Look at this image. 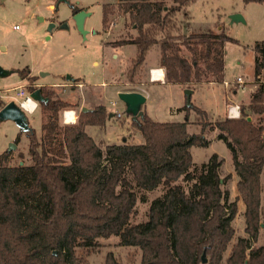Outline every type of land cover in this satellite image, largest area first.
Segmentation results:
<instances>
[{
	"label": "trees",
	"instance_id": "16d2710c",
	"mask_svg": "<svg viewBox=\"0 0 264 264\" xmlns=\"http://www.w3.org/2000/svg\"><path fill=\"white\" fill-rule=\"evenodd\" d=\"M172 1L170 7L164 0H125L122 4L136 34L113 45L136 47L129 81L135 83L148 52L158 46L166 83L222 82L223 47L237 41L223 30L218 34L180 32L175 15L194 0ZM102 12L105 27L112 8L103 5ZM252 50L256 54L254 82L259 85L249 102L239 106L237 118L226 117L213 125L200 121L198 134L187 131L189 112L202 117L206 113L185 103L184 121L157 122L143 111L131 121L142 143L110 144L101 149L85 128L105 126L106 108L99 105L80 111L74 124L62 125L60 112L75 105L41 87L42 134L36 138L32 129L27 132L31 165L10 166L11 153L0 155V264H89L85 255L101 246L99 239L112 236L118 237L119 246L138 248L140 264H202L203 253L205 264H222L234 235L231 222L237 203L222 202V159L216 154L194 168L190 149L208 145L206 126L219 131L230 151L244 204L246 237L231 245L224 262L264 264V245L252 247L264 216L260 184L264 168V40ZM179 180L191 183L186 191L177 184ZM159 186L164 192L149 203L146 221L130 223L136 211V190L152 192ZM104 264L121 263L108 252Z\"/></svg>",
	"mask_w": 264,
	"mask_h": 264
},
{
	"label": "rangeland",
	"instance_id": "374dc122",
	"mask_svg": "<svg viewBox=\"0 0 264 264\" xmlns=\"http://www.w3.org/2000/svg\"><path fill=\"white\" fill-rule=\"evenodd\" d=\"M124 2L125 0H0V68L8 72L0 76V109L10 101L18 104L21 100L13 89L17 84L24 86L29 94L41 87L50 88L58 98L75 105L60 112L62 125L67 124L62 120L63 111L73 110L78 116L82 107L92 106L94 102H102L114 114L112 121H108L105 138L110 144H119L122 135L128 134L127 128L131 125V117L125 113L124 104L118 99L115 91L138 90L144 87L143 84L141 86L144 80L143 69L139 75H136L135 83L132 84L128 79V70L135 58L136 47L113 45V42L136 34L135 29L130 25L128 15L121 9ZM164 2L168 7L174 6L172 0H164ZM103 5L112 8L105 27L102 24ZM74 10L76 12L84 10L89 13L83 22V27L87 31L85 35L76 28L73 20ZM234 14L240 15L243 22H233L230 17ZM175 22L180 32L186 34L192 32L218 34L223 30L227 36L236 40L237 43L229 42L223 47L225 79L231 81L241 77L246 82L245 94L238 92L234 97L236 101L243 99L245 95H250L257 88L259 84L254 82L256 54L252 46L264 40V2L194 0L175 15ZM51 23L54 26L48 30ZM186 24L188 26L184 28ZM15 25L19 29H14ZM153 48L146 57L143 65L145 67L155 56L156 51ZM181 52L187 53L184 48ZM41 72L44 73L43 76H40ZM67 76L80 79L85 85L81 84L82 82L77 83L79 81H74L76 84L67 83ZM100 82H106V85L101 87L98 85ZM206 83H168L167 85L147 83L145 88L148 89L151 97L145 106L142 105L141 110L145 112L146 108L149 115L157 122L184 121L186 112L181 113L179 110L186 103L184 91L191 90L193 94L190 96V103L205 110L206 113V116L202 117L193 110L189 112L187 131L189 134H198L201 129L200 121L205 120L213 125L214 122L226 118V115L222 116L220 113L221 101L224 96L231 97L232 91V88L227 89L229 93L226 94L222 84ZM34 88L35 90L31 91ZM249 99L250 96L248 101L241 104H247ZM111 102H116V106L113 107ZM37 104L36 110L32 114L25 112V116L36 138H39L42 134L40 128L42 111L38 102ZM116 113L121 117L116 118ZM249 118L251 121V117ZM253 120H256L255 116ZM92 128H87L89 135L94 131ZM209 128L208 126L205 128L208 145L192 146L190 151L194 168L207 162L212 154L222 159L219 168L222 180L220 188L224 193L222 202L237 203V213L231 222L234 229L232 245L238 238L246 237L244 204L238 195L236 187L238 178L234 172L230 151L219 138V131L216 128ZM102 134L101 131L99 135ZM134 135L132 143L139 144L143 141L140 132L135 131ZM16 139L17 142L14 143ZM28 143L27 132L21 131L10 120H0V155L8 151L10 144H15V148L9 151L10 166L20 163L31 165ZM100 145L103 149V143ZM177 184L186 191L191 183L188 185L179 180ZM260 184L263 208L264 169L260 175ZM163 192L162 186L152 192L136 190L138 200L130 223L146 221L149 203ZM142 195L145 200L141 199ZM99 242L101 246L96 251L85 255L89 264H104L108 252H112L121 264H140V250L130 246H119L118 237L99 239ZM231 245L224 254L222 264H225L224 259L228 256ZM262 245H264V216L261 217L257 242L252 244V247Z\"/></svg>",
	"mask_w": 264,
	"mask_h": 264
},
{
	"label": "crops",
	"instance_id": "0c3cea01",
	"mask_svg": "<svg viewBox=\"0 0 264 264\" xmlns=\"http://www.w3.org/2000/svg\"><path fill=\"white\" fill-rule=\"evenodd\" d=\"M129 46V45H128ZM155 51H156V53H155V56H154V58H153V60L150 62H148L147 63V65H146V67L145 66H143L142 68H143V76H144V80L142 81V83H141V86H142V84H143V88H140V89H138V90H116L115 91V94L117 95V93L118 92H132V91H134V92H139V93H141V94H143L144 96H145V103H144V106H145V104L147 103V101H148V99L151 97V94H150V92L149 91H147L148 89H146L145 88V86L147 85V83H157V84H159V85H167L168 83H166L165 82V75H164V69L160 66V63H159V59H160V52H159V48H158V46H156V47H154L153 48ZM150 52V51H149ZM149 52H148V54H149ZM136 54V53H135ZM148 54H147V56L146 57H148ZM113 57H114V55H113ZM146 59L147 58H145V61H144V63L146 62ZM144 65V64H143ZM153 70H158V71H161L162 72V75L160 76V75H158V76H156V77H154L153 75H152V73H153ZM31 73L33 74V72L31 71ZM74 80H78L79 82H77V83H81V84H83V85H85L84 84V82L82 81V80H80V79H74V78H72V77H70V79L69 80H67L66 79V82L67 83H73L74 82ZM223 80H227V79H225V76H224V78H223ZM20 82V81H19ZM76 82V81H75ZM74 82V83H75ZM218 84V82H212V81H209V82H207L206 84H209V85H214V84ZM53 84V83H52ZM52 84H47V85H52ZM76 84V83H75ZM219 84H221V82L219 83ZM20 84H17L16 86H19ZM55 85H57V84H55ZM99 86H101V87H103L102 85H106V82H100L99 84H98ZM14 88V87H13ZM224 89H226L225 87H223V91L226 93V94H228L229 92H228V90L226 89V90H224ZM16 92H17V90H16ZM238 92H244L243 94H245V87H234V88H232V91H231V93H230V95H231V97H225L224 96V98H223V100L221 101L222 102V104H221V109H220V113H221V115L223 116V115H226V110H227V106H229V105H231V104H237V105H239L240 106V104L241 103H245L246 101H248V98H249V94L248 95H245V97L243 98V99H239V100H235L234 99V97L236 96V94H238ZM193 94V91L191 92V95ZM225 95V94H224ZM185 96V95H184ZM191 98V97H190ZM225 99V100H224ZM185 100H186V97H185ZM185 100H184V103H185ZM228 102H227V101ZM227 102V103H226ZM99 105H103L105 108H106V110H107V113H108V116H107V121H106V124H105V126H103V127H93L92 129L94 130L92 133L94 134V136H96V137H94L93 136V134L91 133L90 135H89V133H88V130H87V128H90V127H92V126H87L86 128H85V131H86V133L95 141V143L101 148L102 146L100 145L101 143H103V148L105 147V146H107V145H110V143H108V142H110L107 138H105V136H106V128H107V124H108V121H112V119H113V115L114 114H112L111 112V110L110 109H108L107 107H106V105L104 104V103H102V102H94V104L92 105V106H86V108H88V109H90V110H92L94 107H96V106H99ZM184 106V105H183ZM180 107V106H179ZM145 110V112H146V114L152 119V120H154L150 115H149V113L147 112V109L145 108L144 109ZM205 111V110H204ZM75 112V115L73 116L74 117V119H73V121H71V122H67V124H74L75 123V121H76V118H77V114H76V111H74ZM170 112H172V110H170ZM179 112H181V113H184V111H183V109H181V110H179ZM207 112V111H206ZM264 116V115H263ZM40 117H41V114H40ZM131 121H133L132 119H130ZM155 121V120H154ZM131 125H130V127H128L127 128V132H128V134H126V135H122V141L119 143V144H124V143H127V144H136V143H132V140H133V137L135 136L134 135V132L135 131H138L139 132V130L132 124V123H130ZM111 127V126H110ZM135 127V128H134ZM95 128H97V130H95ZM101 131H102V135H99V133H101ZM117 133H115V135H116ZM143 142V141H142ZM141 142V143H142ZM140 144V143H139ZM264 169V168H263ZM263 171V170H262Z\"/></svg>",
	"mask_w": 264,
	"mask_h": 264
},
{
	"label": "water",
	"instance_id": "95a60500",
	"mask_svg": "<svg viewBox=\"0 0 264 264\" xmlns=\"http://www.w3.org/2000/svg\"><path fill=\"white\" fill-rule=\"evenodd\" d=\"M62 1V0H59ZM89 13L81 10L73 14V20L75 21L76 28L78 31L85 35L87 31L83 27L84 18L88 16ZM231 20L233 22H239L243 19L240 15L234 14L231 17ZM54 26V24H50L48 30H51V28ZM8 72L0 68V76L6 75ZM44 73L41 72L40 76H43ZM67 80L70 79L69 76L66 78ZM191 90H185L184 95L186 97V105H190V96H191ZM30 96L38 103L42 102L44 98L40 94V90L36 89L34 92L30 93ZM118 99L123 102L125 107V113L131 117V119L134 121L138 118H140L143 114L141 107L145 103V96L139 92H118L117 93ZM90 109L86 107H82L81 111H89ZM0 120H10L15 123V125L23 132H31V128L28 125L27 118L25 116V112L21 109V107L16 104L14 101H10L7 104H5L0 109ZM247 121H250V118H246ZM15 148V144H10V147L8 151ZM21 164V163H20ZM207 259L205 258V254L203 253L201 256V262L202 264H205Z\"/></svg>",
	"mask_w": 264,
	"mask_h": 264
},
{
	"label": "built area",
	"instance_id": "2783aa9c",
	"mask_svg": "<svg viewBox=\"0 0 264 264\" xmlns=\"http://www.w3.org/2000/svg\"><path fill=\"white\" fill-rule=\"evenodd\" d=\"M14 29H19V27L17 25H15L13 27ZM246 82L241 78V77H237L234 80L231 81H227V80H223L221 82L222 86L225 87L226 89H231L234 87H244V84ZM14 90H17L16 92V96L21 98V100L18 102V105L21 107V109L29 114H32L36 108L38 107L37 102L30 96V94L25 91V87L24 86H16L13 88ZM4 91V90H3ZM9 89L6 90V92H8ZM26 102H30L32 103L31 106H25ZM111 105L113 107L116 106V102H111ZM239 113H240V108L239 105L237 104H231L227 107L226 110V117L228 118H237L239 117ZM68 114H72L73 116L75 115V112L73 110H65L62 112V120L64 123H67L68 121L66 120V117ZM116 118H120L121 115L119 113L115 114Z\"/></svg>",
	"mask_w": 264,
	"mask_h": 264
},
{
	"label": "bare ground",
	"instance_id": "6f19581e",
	"mask_svg": "<svg viewBox=\"0 0 264 264\" xmlns=\"http://www.w3.org/2000/svg\"><path fill=\"white\" fill-rule=\"evenodd\" d=\"M152 75H153L154 77H156V76H158V75L161 76V75H162V72H161V71H158V70H153ZM31 104H32V103H30V102H26V103H25V106H31ZM73 119H74V117H73L72 114H68L67 117H66V120H67L68 122L73 121Z\"/></svg>",
	"mask_w": 264,
	"mask_h": 264
},
{
	"label": "flooded vegetation",
	"instance_id": "af4514ba",
	"mask_svg": "<svg viewBox=\"0 0 264 264\" xmlns=\"http://www.w3.org/2000/svg\"><path fill=\"white\" fill-rule=\"evenodd\" d=\"M75 13H76V12H75ZM75 13H74V14H75Z\"/></svg>",
	"mask_w": 264,
	"mask_h": 264
}]
</instances>
